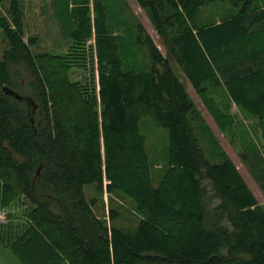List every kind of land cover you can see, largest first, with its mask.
<instances>
[{
  "label": "trees",
  "instance_id": "obj_1",
  "mask_svg": "<svg viewBox=\"0 0 264 264\" xmlns=\"http://www.w3.org/2000/svg\"><path fill=\"white\" fill-rule=\"evenodd\" d=\"M108 1H79L72 45L52 55L25 40L21 1L0 0V214L20 199L32 206L24 224L5 231L0 221V242L9 234L23 264H264V206L197 128L171 66L199 95L224 85L231 102L264 119V0H136L166 49L137 26L152 61L144 71L124 69ZM227 1L234 13L202 18ZM73 70L89 76L74 80ZM144 118L168 134L158 181ZM249 167L264 192V152ZM91 187L101 200L130 198L136 232L113 208L109 221L98 216Z\"/></svg>",
  "mask_w": 264,
  "mask_h": 264
},
{
  "label": "rangeland",
  "instance_id": "obj_2",
  "mask_svg": "<svg viewBox=\"0 0 264 264\" xmlns=\"http://www.w3.org/2000/svg\"><path fill=\"white\" fill-rule=\"evenodd\" d=\"M23 11L25 40L33 38L36 45L34 53L52 55L64 54L72 45L70 34L73 30V13L81 0H20ZM112 13L111 27L114 34L123 44L122 57L125 70L144 71L152 65V61L144 45L136 42L137 26H142L152 37L161 52L166 55V49L155 30L147 13L136 0L108 1ZM235 12L230 2L219 3L216 6L203 9L204 20L221 19ZM89 51H95V37L87 41ZM173 70L184 82L191 100L195 105L194 118L197 128L213 137L220 148L231 158L240 174L255 194L259 203L264 206V192L251 171L249 164L264 152V119L254 116L230 101L224 85L217 86L205 95H199L185 78L179 65L171 60ZM74 80H82L88 73L73 70ZM142 131L148 139V150L151 161L155 165V179L158 181L167 169L168 134L163 128H158L149 118H144ZM87 189V197L97 198L94 211L98 216L109 221L110 209L113 208L120 218L116 223L134 233L138 227L137 215L134 212L132 200L120 194L104 193L103 200L96 197L94 189ZM32 206L20 199L13 207L5 209L0 214V221L6 231L8 225L16 227L27 221V213ZM6 234V235H5ZM0 242V264H23L10 247V236L5 233Z\"/></svg>",
  "mask_w": 264,
  "mask_h": 264
},
{
  "label": "water",
  "instance_id": "obj_3",
  "mask_svg": "<svg viewBox=\"0 0 264 264\" xmlns=\"http://www.w3.org/2000/svg\"><path fill=\"white\" fill-rule=\"evenodd\" d=\"M3 91L5 93H7L8 95H11L13 97H15L16 99L20 100V101H26L29 103V105L31 106H34V102L30 99V98H27V97H22L21 95H19L16 91L14 90H11V89H8V88H3ZM34 110L35 108L33 109V113H34ZM40 170L41 168L38 169V174H40Z\"/></svg>",
  "mask_w": 264,
  "mask_h": 264
},
{
  "label": "bare ground",
  "instance_id": "obj_4",
  "mask_svg": "<svg viewBox=\"0 0 264 264\" xmlns=\"http://www.w3.org/2000/svg\"><path fill=\"white\" fill-rule=\"evenodd\" d=\"M35 112V111H34Z\"/></svg>",
  "mask_w": 264,
  "mask_h": 264
}]
</instances>
